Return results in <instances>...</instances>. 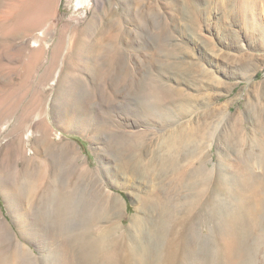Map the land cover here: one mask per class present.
Wrapping results in <instances>:
<instances>
[{"label": "rangeland", "instance_id": "1", "mask_svg": "<svg viewBox=\"0 0 264 264\" xmlns=\"http://www.w3.org/2000/svg\"><path fill=\"white\" fill-rule=\"evenodd\" d=\"M86 25L88 33L81 30ZM101 26L108 28L97 36ZM80 44L94 48L82 52ZM119 73L120 86L149 77L153 99L165 87L174 116L162 122L125 113L112 94ZM179 122L205 132L196 155L207 159L215 178V264H264V193L246 175L263 172L254 155L261 149L264 155V0H0V222L35 256L19 259L2 244L0 264L43 261L38 240L20 235L7 204L24 203L31 220L53 218L45 206L53 201L54 181L78 190L85 218L102 194L115 204L114 221L128 225L153 183L171 180L170 171L133 175L135 154L142 163L154 160L161 135ZM225 197L233 213L226 232L219 210ZM208 209L204 202L193 209L194 235L209 223ZM244 236L247 244L239 240ZM183 257L180 248L174 264Z\"/></svg>", "mask_w": 264, "mask_h": 264}, {"label": "bare ground", "instance_id": "2", "mask_svg": "<svg viewBox=\"0 0 264 264\" xmlns=\"http://www.w3.org/2000/svg\"><path fill=\"white\" fill-rule=\"evenodd\" d=\"M239 13L241 12L239 11ZM251 25L253 31H261L260 26L256 23H251ZM106 28L108 27H99L96 31L97 36H100ZM75 29V26H71L70 31ZM81 30L84 33L90 32L89 25L83 26ZM39 40L40 37L37 36L34 41L37 43ZM90 44L92 43L90 42ZM88 47L85 44H80L78 48L84 52L90 50ZM90 47L92 48L93 45ZM88 54H92V52L89 51ZM89 57L91 59L94 58L90 55ZM116 77H119L118 87L112 88L111 86L112 94L117 99L115 101L118 102L117 105L121 104V108H123L125 113L137 115L142 120H149L154 116L162 122H167L174 116V109H169L171 107L167 106L163 100L167 94L165 87L158 88V90L155 89L156 92L159 91L160 96L154 98L157 101L153 102L154 96L152 97V95L155 93L152 94V85H150L149 81H146L149 77L145 76L144 80L142 78L135 79L132 82L125 83L123 86L119 85L121 80L120 73L115 76V79H117ZM114 103L112 104L115 105ZM105 105L111 107L108 103ZM180 107L183 108L184 106L181 105ZM173 108L176 109V107ZM109 110L112 109L109 108ZM170 122H172V119ZM260 130L264 131V124L260 126ZM203 134L205 132H201V129L198 127H184L180 123L175 128L173 127L168 135H161L155 146L157 151L154 153V160L142 163L140 155L135 154L134 162L131 166L133 175L145 170L150 174L152 173L153 177H157L163 173L168 174L170 171L168 178L171 180H167L166 183L156 180L157 182L153 183L151 192L141 197L139 208L131 216L130 223L126 226L114 221L115 204L113 201L106 202L102 194H99L101 197L97 198L98 200L94 199L93 205L96 208L91 217L85 218V214L83 213L84 198H81V194L78 197V190L76 191L73 186L67 188L58 181H54L55 185L52 189L53 201L51 205L49 204L51 211L47 205L45 206L47 213L49 212L53 218L41 216L43 218L28 219L25 214L26 207L24 203L15 202L14 204L13 202L12 205V203L8 202V208L14 211L16 215L15 221L20 235L27 239L32 234L34 239L38 240L35 246L39 252L43 253V261H38L36 264H56L54 258L57 257L64 258L66 264H174L180 248L183 249L184 255L182 264H215L216 228L213 216L215 193L212 187L215 178L213 172L207 166V159H197L196 155L199 149V141ZM132 147V149L136 150L140 147V144L139 147L134 144ZM262 150H260L258 155H254V159L256 162L262 164L263 172L260 175L246 172V175L249 176L248 178L255 180L259 185L257 186L264 193V155H262ZM254 153L256 152L254 151ZM246 165L248 166V163ZM120 168L126 171L128 168L126 162L120 164ZM230 176L228 170L225 169L223 172L224 179L228 180ZM230 201L226 197L222 198L220 209L218 208L221 212L222 225L225 232L229 218L233 214L231 212ZM200 202L211 206L207 214L209 215V223L206 224L205 230L201 235H194L189 226L196 214L193 209H196ZM150 210L155 212L154 217H150L147 213ZM66 215H68L67 218L63 219ZM38 219H40V222ZM42 220L61 225L45 229L40 225ZM2 222H0V245L4 244L12 247L19 259H22L25 254L29 258H34V254L23 243L18 240L16 241L9 231L5 232L3 230ZM260 223L264 224L263 221ZM226 236L224 234L221 238L230 245L231 242L227 240ZM246 238H249V236L241 237L239 240L247 244ZM180 242H182V245L178 247V243Z\"/></svg>", "mask_w": 264, "mask_h": 264}]
</instances>
